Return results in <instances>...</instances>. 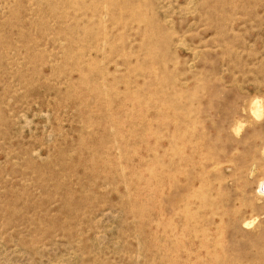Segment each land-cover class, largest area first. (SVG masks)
Here are the masks:
<instances>
[{"label": "rangeland", "instance_id": "1", "mask_svg": "<svg viewBox=\"0 0 264 264\" xmlns=\"http://www.w3.org/2000/svg\"><path fill=\"white\" fill-rule=\"evenodd\" d=\"M0 264H264V0H0Z\"/></svg>", "mask_w": 264, "mask_h": 264}, {"label": "bare ground", "instance_id": "2", "mask_svg": "<svg viewBox=\"0 0 264 264\" xmlns=\"http://www.w3.org/2000/svg\"><path fill=\"white\" fill-rule=\"evenodd\" d=\"M263 181V180H262Z\"/></svg>", "mask_w": 264, "mask_h": 264}]
</instances>
